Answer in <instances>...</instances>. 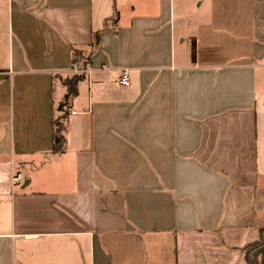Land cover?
<instances>
[{
    "label": "crops",
    "instance_id": "crops-1",
    "mask_svg": "<svg viewBox=\"0 0 264 264\" xmlns=\"http://www.w3.org/2000/svg\"><path fill=\"white\" fill-rule=\"evenodd\" d=\"M185 1L0 0V264H264V0Z\"/></svg>",
    "mask_w": 264,
    "mask_h": 264
},
{
    "label": "trees",
    "instance_id": "trees-1",
    "mask_svg": "<svg viewBox=\"0 0 264 264\" xmlns=\"http://www.w3.org/2000/svg\"><path fill=\"white\" fill-rule=\"evenodd\" d=\"M77 56L78 51H75ZM79 57V56H78ZM77 57V58H78ZM77 62V60H76ZM88 59L82 62V69H87ZM84 75H73L70 78L63 80L62 84L66 89V93L63 96L62 101L59 103L56 111L60 113L58 119L53 120V134H52V149L53 154H62L65 150L64 133V120L68 116L67 109L70 106V102L77 95V85L82 81ZM263 244L262 234L260 233L258 241L247 245L244 248L245 264H258L257 254H254Z\"/></svg>",
    "mask_w": 264,
    "mask_h": 264
},
{
    "label": "rangeland",
    "instance_id": "rangeland-1",
    "mask_svg": "<svg viewBox=\"0 0 264 264\" xmlns=\"http://www.w3.org/2000/svg\"><path fill=\"white\" fill-rule=\"evenodd\" d=\"M198 1L199 0H196V2H195V0H186L185 1V6H186V8H189V16H192L193 15V13H196V12H198L199 11V9H200V7H197L198 5ZM177 2V1H176ZM204 7H202L200 10H202ZM79 57H78V59H77V65H78V67L79 68H82V67H80V64L82 63V59H85V57H83L82 56V54H81V52H79V55H78ZM76 61V60H75ZM80 63V64H79ZM73 75H76V74H74V72L73 71H69V73H67V75H66V77H71V76H73ZM67 78V79H68ZM64 79H66V78H64ZM57 90V92H56V94H55V102L56 103H59L61 100H62V98H61V90H60V88H57L56 89ZM58 114L55 116V119L57 118L58 119Z\"/></svg>",
    "mask_w": 264,
    "mask_h": 264
},
{
    "label": "built area",
    "instance_id": "built-area-1",
    "mask_svg": "<svg viewBox=\"0 0 264 264\" xmlns=\"http://www.w3.org/2000/svg\"><path fill=\"white\" fill-rule=\"evenodd\" d=\"M70 70L74 72V74L76 75H84V73L86 72L85 69L79 68L77 63H73L70 67ZM118 84L121 87H125V88H129L130 87V80L127 74V71L123 70L121 71L119 78H118ZM17 178L14 179V181H16Z\"/></svg>",
    "mask_w": 264,
    "mask_h": 264
}]
</instances>
